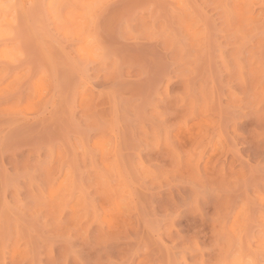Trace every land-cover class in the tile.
<instances>
[{"label": "rangeland", "instance_id": "1", "mask_svg": "<svg viewBox=\"0 0 264 264\" xmlns=\"http://www.w3.org/2000/svg\"><path fill=\"white\" fill-rule=\"evenodd\" d=\"M8 1L0 264H264V0Z\"/></svg>", "mask_w": 264, "mask_h": 264}, {"label": "bare ground", "instance_id": "2", "mask_svg": "<svg viewBox=\"0 0 264 264\" xmlns=\"http://www.w3.org/2000/svg\"><path fill=\"white\" fill-rule=\"evenodd\" d=\"M8 0H0V30H1V25H3V22L1 23V21H3L4 20V18L6 17V13H7V5H10V4H8L10 1H8ZM11 2H12V0H11ZM12 4V3H11ZM17 3H15V5H16ZM32 4V3H31ZM13 6H14V4H13ZM15 7V6H14ZM17 7V6H16ZM9 8V7H8ZM13 8V7H12ZM21 8V7H20ZM28 8V7H27ZM30 9V8H29ZM28 9V10H29ZM35 9V8H34ZM11 11V10H10ZM26 11V10H25ZM12 12V11H11ZM10 12V13H11ZM31 12V11H30ZM28 13V12H27ZM4 21H6V20H4ZM7 22V21H6Z\"/></svg>", "mask_w": 264, "mask_h": 264}]
</instances>
